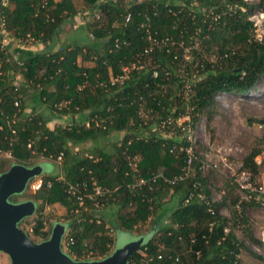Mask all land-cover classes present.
Listing matches in <instances>:
<instances>
[{
	"label": "trees",
	"instance_id": "1",
	"mask_svg": "<svg viewBox=\"0 0 264 264\" xmlns=\"http://www.w3.org/2000/svg\"><path fill=\"white\" fill-rule=\"evenodd\" d=\"M81 1L89 14L87 43L15 58L0 44V157L12 159L0 162V174L14 164L29 167L36 158L60 156L61 178L43 176L33 198L36 212L56 204L65 208L62 241L72 239L65 253L75 261L106 258L114 233L123 231L143 238L127 264H239L243 250L264 264L232 230L260 244L246 213L260 203L233 191L213 202L201 163L194 160L185 176L186 155L180 151L189 144L186 131L219 93L247 94L264 75V42L249 19L252 7L244 0ZM75 8L73 0H48L45 7L39 0H8L0 13L11 37L46 44L77 14ZM15 74L33 89L36 107L29 114L21 87L13 84ZM124 74L122 83L111 85ZM41 106L45 110L38 112ZM67 116L77 118L48 129L50 118ZM119 133L109 149L97 148L91 157L80 153L81 144ZM260 153L254 148L242 161V170L253 177L264 166L255 164ZM139 178L148 183L137 185ZM93 181L108 191L96 197L99 206L117 207L116 226L107 227L85 197ZM15 196L9 201L15 203ZM222 208L228 219L220 215ZM145 225L151 226L146 236ZM52 227L36 218L37 243L49 238Z\"/></svg>",
	"mask_w": 264,
	"mask_h": 264
},
{
	"label": "rangeland",
	"instance_id": "2",
	"mask_svg": "<svg viewBox=\"0 0 264 264\" xmlns=\"http://www.w3.org/2000/svg\"><path fill=\"white\" fill-rule=\"evenodd\" d=\"M252 7L249 18L262 15L263 33L259 37L264 42V1L262 0H244ZM81 2L76 0V8H82ZM77 25L78 23L75 22ZM75 25L65 26V33H73L76 29ZM82 27V26H81ZM82 30L84 28H81ZM81 30V31H82ZM83 32V31H82ZM51 116V115H49ZM67 118L57 119L50 118V121H55L52 124H62L66 126L71 120ZM264 75L261 76L254 88L247 94L234 95L219 93L205 113H203L189 133V141L195 159L203 166L202 172L208 178L210 192L213 199L220 200L221 196L233 194L241 196L237 187L233 183V178L242 170V161L247 154L254 148L261 149L262 159H264V129L260 126L264 124ZM49 121V122H50ZM119 135H117V138ZM181 137V136H180ZM116 138V139H117ZM180 139V138H179ZM75 148H72L74 150ZM11 158L8 155L0 157V162H5L7 165L11 163ZM40 165L42 174L31 179L25 191L12 198V201L19 203L22 201L34 200L33 195L37 191L34 186L38 180L42 181L43 176L53 175L62 176L61 160H51L45 158H36L28 163L29 167ZM261 171H264V166ZM12 197V196H11ZM241 199V197H240ZM231 205H229V209ZM103 210L106 208H102ZM98 208L99 210H102ZM249 209V208H248ZM114 213L104 211V213ZM249 223L252 228L254 237L260 244H254L245 239L242 235V230L233 228V233L237 242H240L244 248L252 250L254 253L264 257V249L260 241V234L264 231V205H258L246 211ZM117 214V213H116ZM115 214V216H116ZM222 216L227 217L229 213L222 210ZM42 216L45 220V226L55 225L57 223L66 225V210L64 207L56 204L49 207H44L40 212H36L23 219L18 227L22 229L26 235L37 243V238L32 231L34 222L38 216ZM117 219V217H115ZM67 229V228H66ZM231 229V228H230ZM142 234H146L147 227L141 228ZM112 233V231L110 232ZM67 234L65 230L64 235ZM115 243L113 250L123 247L126 243L132 240L130 232H115ZM239 264H263L262 262L252 258L246 250H243L238 256ZM0 264H9V259L5 254L0 253Z\"/></svg>",
	"mask_w": 264,
	"mask_h": 264
},
{
	"label": "water",
	"instance_id": "3",
	"mask_svg": "<svg viewBox=\"0 0 264 264\" xmlns=\"http://www.w3.org/2000/svg\"><path fill=\"white\" fill-rule=\"evenodd\" d=\"M41 174L40 165L26 167L20 164H14L0 174V253L9 258L10 264H127L143 238L126 243L104 259L75 261L61 250L63 224L53 225L49 238L39 243L32 241L18 227L23 219L34 213L36 205L32 200L12 203L9 198L22 194L28 182Z\"/></svg>",
	"mask_w": 264,
	"mask_h": 264
},
{
	"label": "crops",
	"instance_id": "4",
	"mask_svg": "<svg viewBox=\"0 0 264 264\" xmlns=\"http://www.w3.org/2000/svg\"><path fill=\"white\" fill-rule=\"evenodd\" d=\"M53 1L58 2L60 0H53ZM78 1H80L81 2L80 4L82 5L83 1H81V0H78ZM73 3H74V6H76V4H75L76 0H73ZM75 9L77 11V14L72 19L65 20L63 27L59 28L60 33L56 36V38H54L53 41L47 42L46 44L41 43V42H35L32 40H27L26 43H22L19 40L11 37L8 33L9 40L6 44V47H7L9 54L15 58V57H18L19 54L24 53V52L28 53V54H35V53H39V52H50V51L55 50V49L57 50V48H59V46H74L76 43H79V44L87 43L88 38L86 35V31L84 29L82 30L81 28H83L84 24L88 21L89 14L86 11L85 12L82 11L80 8H75ZM75 22H77L78 24L76 25ZM70 24L75 25L74 27L76 30L73 33H65V29H66L65 26L66 25L70 26ZM0 36H1V33H0ZM82 65L91 66L92 63L89 61L88 62L84 61V62H82ZM13 84L15 86L21 87V93H22V96L24 97L25 104L27 105L25 112L27 114L31 113L32 109H34L36 107V104L33 102V99L30 96L31 92L33 90L30 87L31 84H29V86L26 85L25 81L23 80V78L19 74L14 75ZM44 110H45V108L42 106L39 109H37L38 112H43ZM67 117H69L68 119L71 120V122L75 121L77 118L76 116H74V117L67 116ZM67 117H61V118H57V119L61 120V119L67 118ZM55 121H57V120H55ZM55 121H52V122H55ZM52 122L48 121V123H47V127L49 130H52L57 125H62V124L56 123V124H52V127H51L50 123H52ZM117 135H119V137L121 138L123 136V133L112 134L111 136H109L108 138L103 139V140H98V141H93V142L87 141V142L80 145V147H79L80 153L83 154V156H85V157H91V155H92L91 151H94L97 148H99V149L103 148L104 150L109 149L110 146H108V145H110L111 142L116 141ZM74 150H76V148ZM222 197L223 196H221V198ZM211 199L213 202L219 201V200L213 199L212 194H211ZM98 208L102 209L103 207L99 206ZM98 208L96 209L97 212H98ZM249 209H252V208H249ZM249 209H247V210H249ZM110 210L114 213V219H113V214L110 215V212L104 213V211L107 212ZM222 210L227 211L226 208H222L220 210V213ZM99 211H100L99 213L96 212V216L102 217L101 219L106 222L107 227L116 226V222H117V219L115 218L116 217L115 214L117 212L116 206H114V205L108 206V207H106V209H104V210L102 209ZM223 217H225V216H223ZM225 218L228 219L229 215ZM145 227H147V231H146V234H143V235L146 236L147 234H149L151 232L150 231L151 226L148 228V225H145L144 228ZM131 237H132V240L138 239L135 236V234H133ZM9 264H10V261H9Z\"/></svg>",
	"mask_w": 264,
	"mask_h": 264
},
{
	"label": "built area",
	"instance_id": "5",
	"mask_svg": "<svg viewBox=\"0 0 264 264\" xmlns=\"http://www.w3.org/2000/svg\"><path fill=\"white\" fill-rule=\"evenodd\" d=\"M47 1L48 0H39L40 4H42L43 7H45L47 5ZM7 4H8V0H0V6L1 7H6ZM129 19H130V16L128 15L126 17V21H129ZM249 19H250V21H252V23L255 27L256 38L261 40L259 35H260V33H263V28H262V23H261L262 15L259 17H257L255 15L253 18H249ZM0 33H1L0 44L2 46H6L8 40H9V35H8V32L6 31V29L4 28V23L1 19V13H0ZM153 43H155V42H153ZM149 51H151V47L145 49L144 53H148ZM124 71H127V70L124 69ZM0 76H1V72H0ZM153 76H156V73H154ZM126 78H127V75L124 74L120 77L112 78L110 83H111V85L116 84V83H122V81ZM15 105L17 106L18 102H16ZM86 126H88L87 123H86ZM260 127L262 129H264V124H262V126H260ZM190 132H191V130L188 129V131H186V133H185L187 142L189 143L188 147H181L180 148V151H183L186 155V166H185V171H184L185 176H187L189 174L192 163L194 160H196L194 155H193V152L191 149V144H190V141L188 138ZM28 147H30V145H28ZM171 150H174V148H172ZM58 159L60 160V156L58 157ZM255 164L259 168L262 167V165H264V159H262L261 154H259L255 158ZM133 167H135V165ZM202 168H203V166H201V170H202ZM154 179H152V180H154ZM147 183H148V180L143 179V178H139L136 180V184L139 186L146 185ZM171 183H173V181ZM233 183L237 187L238 191L240 192V194H241L240 197L242 200H246V201L254 200V201L260 203V205L264 204V171H261V169H259L258 175L253 177L250 172H248L246 170H240V172L233 178ZM41 184H42V181L38 180L34 186V190L36 191V190L40 189ZM69 191L72 194L76 193L75 188L72 186L69 188ZM107 192L108 191L106 189L102 188L95 181H93L92 182V193L87 194L85 197L94 201V206L96 208H98L99 203L96 201V197L101 198L104 195H106ZM197 197L200 199H203V195H201V194H197ZM77 201H78V206L82 207L83 206V197L77 196ZM65 230H67V229L65 228ZM225 231L227 232L228 229H225ZM260 241L263 243L262 247L264 249V231L261 232V234H260ZM61 242H63V241L61 240ZM71 244H72V239H69L68 241L63 242V244L61 243V250L64 253L68 252V248ZM141 254H142V256H145L144 251H142Z\"/></svg>",
	"mask_w": 264,
	"mask_h": 264
},
{
	"label": "flooded vegetation",
	"instance_id": "6",
	"mask_svg": "<svg viewBox=\"0 0 264 264\" xmlns=\"http://www.w3.org/2000/svg\"><path fill=\"white\" fill-rule=\"evenodd\" d=\"M22 202H24V201H22Z\"/></svg>",
	"mask_w": 264,
	"mask_h": 264
}]
</instances>
